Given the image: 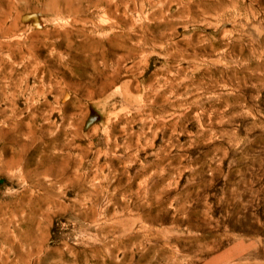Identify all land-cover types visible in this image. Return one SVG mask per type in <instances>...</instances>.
I'll use <instances>...</instances> for the list:
<instances>
[{"label":"rangeland","instance_id":"374dc122","mask_svg":"<svg viewBox=\"0 0 264 264\" xmlns=\"http://www.w3.org/2000/svg\"><path fill=\"white\" fill-rule=\"evenodd\" d=\"M0 210V264H264V0H0Z\"/></svg>","mask_w":264,"mask_h":264},{"label":"bare ground","instance_id":"6f19581e","mask_svg":"<svg viewBox=\"0 0 264 264\" xmlns=\"http://www.w3.org/2000/svg\"><path fill=\"white\" fill-rule=\"evenodd\" d=\"M37 116L38 115L31 114L28 117L27 121L23 122V120H19V122H17V128L22 130V133H25L27 137L23 143L17 146L18 150L20 151L19 154H9V158L5 161L6 167L9 168L13 166L25 165L27 163V158L23 155V152L28 149H31V159H33L35 156H38L40 160L38 162H34V167L31 170H24V172L26 174H30L32 172L37 174L50 172L49 168L47 167V158L50 146V141H48V135L50 134V130L45 126V122L43 124L40 123L39 125H37ZM56 142H58V140H56ZM13 214V211L9 212L5 210H0V239L4 238L5 241L8 239V236H6V232L8 230V227L12 223L14 217Z\"/></svg>","mask_w":264,"mask_h":264}]
</instances>
